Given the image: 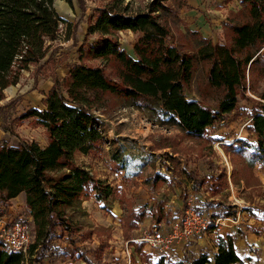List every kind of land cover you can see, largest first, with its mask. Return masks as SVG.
<instances>
[{
  "label": "trees",
  "instance_id": "obj_1",
  "mask_svg": "<svg viewBox=\"0 0 264 264\" xmlns=\"http://www.w3.org/2000/svg\"><path fill=\"white\" fill-rule=\"evenodd\" d=\"M165 1L151 0L143 11L131 14L119 9L122 0H110L98 8L76 51L77 63L66 67L61 81L51 76V87L42 100L44 109L28 108L18 117L32 119L43 128L46 145L19 141L14 146H0V206L6 209L10 200L22 194L30 218L26 252L9 251L0 243V264H94L92 258L104 264L100 258L107 245L100 243L89 252L77 246L82 239L76 238L78 230L70 224L66 212L89 199L90 194L103 191L99 181L74 162V156H85L102 144L93 111L109 96L140 109L159 106L161 112L173 117L185 137L206 142L208 154L215 141L206 137V129L223 124L239 100L252 102L245 127L249 138L233 140L222 149L231 166L230 183L242 181L249 189L254 186L251 182H257L251 169L264 166V92L257 91L258 84L264 81V0H236L238 9L228 10L222 24L223 42L212 44L198 37L191 53L167 44ZM59 22L63 23L52 0H0V101L3 91L17 84L21 72L44 60L45 42L56 39ZM126 31L137 35L131 56L117 40V34ZM89 37L94 39L88 42ZM48 62L46 59L44 64ZM198 62L208 64L206 84L221 94L215 111L185 96ZM246 93L259 101H252ZM162 143L160 149H168L162 154L163 162L169 163L170 177L181 186V212L190 208L206 216L210 223L233 218V206L193 197L188 202L190 194L198 193L205 183H210L212 198L228 188L223 168L207 160L204 164L211 174L201 176L189 166L202 157L204 147L202 151L200 144L188 147L177 136L163 138ZM183 181L189 183V192L182 188ZM119 203L123 206L121 237L128 247H133L137 258L135 261L131 256L128 264H243L234 249L235 236L228 235L217 239L214 252L194 254L184 249L178 260L160 257L152 262L142 253V245L132 241L144 211L121 198ZM152 219L156 223L162 220L155 215ZM260 222L264 225L263 219Z\"/></svg>",
  "mask_w": 264,
  "mask_h": 264
},
{
  "label": "rangeland",
  "instance_id": "obj_2",
  "mask_svg": "<svg viewBox=\"0 0 264 264\" xmlns=\"http://www.w3.org/2000/svg\"><path fill=\"white\" fill-rule=\"evenodd\" d=\"M109 1L71 0L70 5H67L62 1L52 0L53 9L63 23H58L56 39L45 42L44 60L29 65L27 70L20 73L17 84L3 91V99L0 101V146H14L19 141L34 142L39 147L46 144L43 128L37 126L32 119L18 120V117L28 108L39 111L44 109L42 100L51 87V76L61 81L67 73L66 67L77 63L76 51L84 39L87 23L93 22L96 10ZM150 1L122 0L118 7L131 14L143 11ZM164 4L168 7L163 20L169 29L166 42L184 53L193 52L199 38L212 44L222 43V24L227 10L238 9L236 0H166ZM136 37V34L127 31L117 34L120 48L130 56ZM93 39L94 37H89L87 41L91 42ZM46 59H49L47 65L44 64ZM207 68L208 64L205 62L194 65L185 96L188 100H194L215 111L221 94L207 86ZM257 91L264 92V81L258 84ZM246 96L254 102L259 101L248 93ZM260 103L263 104L262 101ZM252 108V102L239 100L235 110L223 124H214L206 129V137L215 141L211 144V154H208L206 142L185 137L173 117L161 112L159 106H154L151 110L140 109L117 98L106 97L104 104L93 111L103 139L102 144L85 156H74V162L88 171L103 188L97 195L90 194L89 199L66 212L70 224L78 230L79 236L76 238L82 239L77 246L89 252L97 249L100 243H105L107 249L100 258V263L104 264H128L131 256L137 261L133 247H128L121 237L123 206L119 203V198L145 213L144 219L132 234L133 242L143 233L150 234L151 228L157 224L152 215L162 218L159 223L163 228L180 219L181 186L176 179L170 177L167 169L169 163L163 162L162 154L168 152V149H160L163 138L177 136L188 147L200 144L201 151L204 147L202 157L192 162L189 165L191 168H195L201 176H208L211 172L204 164L208 160L223 168L228 185L219 196L212 198L210 183H205L198 193L190 194L188 202L191 203L193 198L218 201L233 206L235 216L223 218V226L210 228L205 234L194 235L184 244H173L159 256L164 260L175 261L181 258L184 249L194 254L201 251L211 253L214 252L219 237L235 231L234 249L239 258L243 259V264H264V225L260 222L264 220V166L252 167L251 172L257 182H251L254 186L249 189L245 188L242 181L232 184L229 182L231 166L222 149L223 145L233 140L249 138L245 131L248 124L246 116ZM182 185L189 192V183L183 181ZM7 208L12 210L14 219L28 220L22 197L18 196L13 202H9ZM249 208V212L245 211ZM3 213L0 206V216ZM141 251L144 254L142 247ZM87 256L90 260V254ZM150 260L156 262L158 258L152 257ZM91 261L98 264L94 258ZM72 264L85 263L76 261Z\"/></svg>",
  "mask_w": 264,
  "mask_h": 264
},
{
  "label": "built area",
  "instance_id": "obj_3",
  "mask_svg": "<svg viewBox=\"0 0 264 264\" xmlns=\"http://www.w3.org/2000/svg\"><path fill=\"white\" fill-rule=\"evenodd\" d=\"M2 210L4 213L0 216V243L9 251L24 254L30 243L28 227L30 218L28 220L14 219L10 208H2ZM24 210L26 211L25 208ZM223 224V218L215 219L213 223H210L206 216L186 208L180 219L171 222L167 228H163L160 223H157L151 228L150 234L143 233L134 242L142 245L144 254L149 258H159V255H162L163 251L173 244H184L192 236L205 234L210 228H218ZM234 234L235 231L227 233L228 236Z\"/></svg>",
  "mask_w": 264,
  "mask_h": 264
},
{
  "label": "crops",
  "instance_id": "obj_4",
  "mask_svg": "<svg viewBox=\"0 0 264 264\" xmlns=\"http://www.w3.org/2000/svg\"><path fill=\"white\" fill-rule=\"evenodd\" d=\"M229 10H232V9H229ZM236 10H237V9H236ZM227 11H228V10H227ZM45 145H46V144H45ZM45 145H44V146H45ZM44 146H43V147H44ZM20 197H22V200H23V195H22V194L20 195ZM15 199H16V198H15ZM15 199L10 200V202H13ZM23 208H24V205H23ZM222 237H224V236H222ZM215 246H216V245H215ZM214 251H215V247H214ZM237 256H238V255H237ZM238 257H239V256H238Z\"/></svg>",
  "mask_w": 264,
  "mask_h": 264
}]
</instances>
